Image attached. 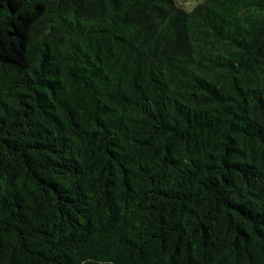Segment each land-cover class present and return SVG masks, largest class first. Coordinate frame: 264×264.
<instances>
[{
    "label": "trees",
    "instance_id": "1",
    "mask_svg": "<svg viewBox=\"0 0 264 264\" xmlns=\"http://www.w3.org/2000/svg\"><path fill=\"white\" fill-rule=\"evenodd\" d=\"M15 1L0 264H264V0Z\"/></svg>",
    "mask_w": 264,
    "mask_h": 264
},
{
    "label": "rangeland",
    "instance_id": "2",
    "mask_svg": "<svg viewBox=\"0 0 264 264\" xmlns=\"http://www.w3.org/2000/svg\"><path fill=\"white\" fill-rule=\"evenodd\" d=\"M9 1L12 3V5L15 9H18V4L15 0H9ZM178 1L182 4H188V2H189V0H178ZM27 21L28 20H26V19L19 18L17 27L22 29L26 25Z\"/></svg>",
    "mask_w": 264,
    "mask_h": 264
}]
</instances>
